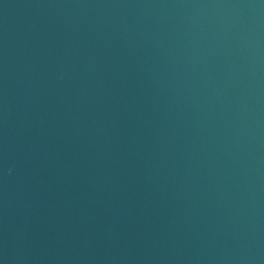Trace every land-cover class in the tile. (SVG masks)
I'll use <instances>...</instances> for the list:
<instances>
[{
  "label": "water",
  "instance_id": "water-1",
  "mask_svg": "<svg viewBox=\"0 0 264 264\" xmlns=\"http://www.w3.org/2000/svg\"><path fill=\"white\" fill-rule=\"evenodd\" d=\"M0 264H264V0H0Z\"/></svg>",
  "mask_w": 264,
  "mask_h": 264
}]
</instances>
